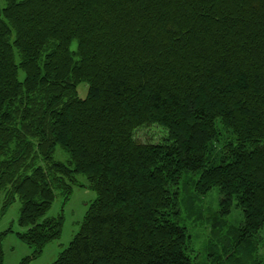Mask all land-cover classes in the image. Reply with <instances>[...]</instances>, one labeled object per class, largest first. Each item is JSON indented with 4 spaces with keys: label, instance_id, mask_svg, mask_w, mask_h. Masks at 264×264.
<instances>
[{
    "label": "trees",
    "instance_id": "1",
    "mask_svg": "<svg viewBox=\"0 0 264 264\" xmlns=\"http://www.w3.org/2000/svg\"><path fill=\"white\" fill-rule=\"evenodd\" d=\"M0 1V198L34 254L80 185L96 198L52 264H197L182 208L217 188L198 264H264V0Z\"/></svg>",
    "mask_w": 264,
    "mask_h": 264
},
{
    "label": "rangeland",
    "instance_id": "2",
    "mask_svg": "<svg viewBox=\"0 0 264 264\" xmlns=\"http://www.w3.org/2000/svg\"><path fill=\"white\" fill-rule=\"evenodd\" d=\"M0 3L2 4L1 1ZM74 47L75 42L72 44V48ZM76 90L79 97H85L88 90L87 83H78ZM164 134L165 130L162 127L152 125L137 130L135 137L142 141H152L159 139ZM54 158L60 161H66L68 154L57 145L54 151ZM77 179L86 182V178L82 174H79ZM55 192V197L46 210L45 216L60 215L62 217L61 232L57 238L48 241L38 254H34V247L28 245L19 237L18 233L26 228L25 226H21L18 221L19 199L15 198L5 209H2V198H0V245L2 250V264H52L60 251L68 245L73 235L79 230L89 204L96 198V192L80 185H73L66 199L61 195L59 190ZM189 194L186 198L187 201L194 198L192 190L189 191ZM217 207V188H212L201 197H195L192 211L186 205L182 208L183 222L186 223L190 235V243L193 251L191 253H193L194 262L197 264L198 262L201 263L202 257L206 256L210 250L209 242H211L213 219L218 221V224L221 223L222 218L216 215L214 216V211H216ZM185 208L188 210L186 211ZM225 220L227 224L228 222L234 226L238 224L242 220L240 208L232 206ZM227 224L223 226L226 227ZM257 252L264 254V243L263 245H259ZM243 259L244 256L243 258H239L240 261ZM262 260L264 262V256Z\"/></svg>",
    "mask_w": 264,
    "mask_h": 264
}]
</instances>
